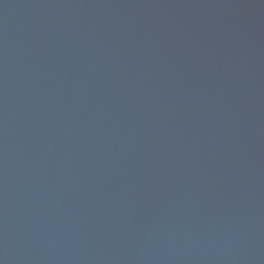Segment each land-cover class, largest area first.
<instances>
[{
    "label": "water",
    "instance_id": "1",
    "mask_svg": "<svg viewBox=\"0 0 264 264\" xmlns=\"http://www.w3.org/2000/svg\"><path fill=\"white\" fill-rule=\"evenodd\" d=\"M0 264H264V0H0Z\"/></svg>",
    "mask_w": 264,
    "mask_h": 264
}]
</instances>
